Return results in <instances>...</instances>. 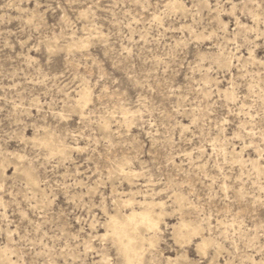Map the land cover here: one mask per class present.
Listing matches in <instances>:
<instances>
[{
    "label": "rangeland",
    "instance_id": "obj_1",
    "mask_svg": "<svg viewBox=\"0 0 264 264\" xmlns=\"http://www.w3.org/2000/svg\"><path fill=\"white\" fill-rule=\"evenodd\" d=\"M45 130L73 149L36 145ZM6 159L0 250L16 264H120L105 224L130 197L163 203L143 264H259L264 0H0ZM180 221L200 234L177 242Z\"/></svg>",
    "mask_w": 264,
    "mask_h": 264
},
{
    "label": "bare ground",
    "instance_id": "obj_2",
    "mask_svg": "<svg viewBox=\"0 0 264 264\" xmlns=\"http://www.w3.org/2000/svg\"><path fill=\"white\" fill-rule=\"evenodd\" d=\"M82 42L79 43L80 48H82ZM83 44L85 45L86 43ZM71 48L72 46L70 49ZM88 102V92L82 90L79 93L78 98L74 101V106L72 109L74 111L78 110L82 112L83 108L87 106ZM31 140L34 141V143L39 147L46 149L52 155H59L73 149V147H70L67 145V143L59 140L53 133L50 131L47 132L46 130L42 135H40V137H33ZM14 160V171L19 175V177H21V179L30 185L31 188L40 193L41 189L39 187L38 177L34 175L31 170L26 167L19 159L14 158ZM7 162H9L7 159L0 162L2 173H4V168L6 166L5 164ZM124 166V161L118 162L117 172L123 175L127 181H130V179L137 174L133 170L125 172ZM177 200L179 205H181L183 198L178 196ZM133 205H136L137 207L133 208ZM162 206L163 203L160 202L148 201L147 199L136 201L134 197H130L125 200H118L117 209L115 212L113 214H107V222L105 226L106 233L109 234L106 235H110L116 246V250L121 257L120 264H143L141 253L144 243L146 241H152L151 239H145L144 232L159 230L160 222L163 216L161 211ZM122 207L127 208L129 212L123 213L121 211ZM172 229L174 239L177 242H185L188 239L196 237L200 234L199 230L184 221L176 223L172 226ZM197 248L204 253L208 248V243L202 240L197 244ZM7 252H9V250L6 247L0 250V264H16V262L14 263L8 256Z\"/></svg>",
    "mask_w": 264,
    "mask_h": 264
},
{
    "label": "snow or ice",
    "instance_id": "obj_3",
    "mask_svg": "<svg viewBox=\"0 0 264 264\" xmlns=\"http://www.w3.org/2000/svg\"><path fill=\"white\" fill-rule=\"evenodd\" d=\"M116 264H119V262L117 261ZM259 264H264V259L260 260Z\"/></svg>",
    "mask_w": 264,
    "mask_h": 264
}]
</instances>
